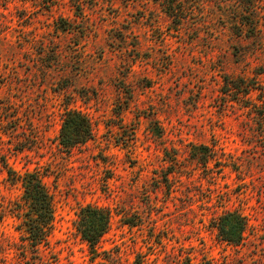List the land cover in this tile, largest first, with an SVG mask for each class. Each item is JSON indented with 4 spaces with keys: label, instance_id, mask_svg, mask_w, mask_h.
I'll list each match as a JSON object with an SVG mask.
<instances>
[{
    "label": "rangeland",
    "instance_id": "374dc122",
    "mask_svg": "<svg viewBox=\"0 0 264 264\" xmlns=\"http://www.w3.org/2000/svg\"><path fill=\"white\" fill-rule=\"evenodd\" d=\"M66 108L94 128L71 153ZM0 158L54 195L48 264H264V0H0ZM21 195L0 164V204ZM86 205L112 213L95 259ZM225 212L247 219L238 246L214 228ZM17 224L0 231L18 241Z\"/></svg>",
    "mask_w": 264,
    "mask_h": 264
},
{
    "label": "trees",
    "instance_id": "16d2710c",
    "mask_svg": "<svg viewBox=\"0 0 264 264\" xmlns=\"http://www.w3.org/2000/svg\"><path fill=\"white\" fill-rule=\"evenodd\" d=\"M166 8L167 13L176 18V3L169 2ZM230 87L238 96L244 94L245 88L248 90L252 88L241 79L233 81ZM93 136L94 128L89 117L80 111L66 108L58 137L60 150L71 153L77 147L89 142ZM195 149L203 150L200 153L205 156V161L209 157L208 152L212 151V148L206 145ZM0 164L8 173L13 185L19 184L22 189V195L12 203L9 210L0 204V226L5 218L11 215L18 221L16 231L19 233V240L16 241L7 238L0 231V252L3 254L9 250H15L22 264H48L43 260L41 252L43 248L50 246L51 237L55 231L56 204L53 193L44 182V174L39 171L26 173L13 171L7 161L5 159L1 161V158ZM213 224L220 239L229 245L238 246L244 241L248 222L243 215L236 212H225L218 216ZM111 226L112 213L110 210L92 205L79 209L75 228L81 240L88 245L93 255L92 259L99 256V245L110 231ZM186 260L187 264H212L210 261L194 263L191 259Z\"/></svg>",
    "mask_w": 264,
    "mask_h": 264
}]
</instances>
